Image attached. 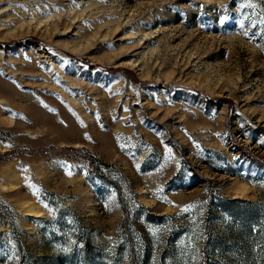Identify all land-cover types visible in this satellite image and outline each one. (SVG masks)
<instances>
[{
	"label": "rangeland",
	"instance_id": "obj_1",
	"mask_svg": "<svg viewBox=\"0 0 264 264\" xmlns=\"http://www.w3.org/2000/svg\"><path fill=\"white\" fill-rule=\"evenodd\" d=\"M0 264H264V0H0Z\"/></svg>",
	"mask_w": 264,
	"mask_h": 264
},
{
	"label": "trees",
	"instance_id": "obj_2",
	"mask_svg": "<svg viewBox=\"0 0 264 264\" xmlns=\"http://www.w3.org/2000/svg\"><path fill=\"white\" fill-rule=\"evenodd\" d=\"M241 202H243V201H241ZM245 203H246V204H252L251 202H246V201H245Z\"/></svg>",
	"mask_w": 264,
	"mask_h": 264
}]
</instances>
